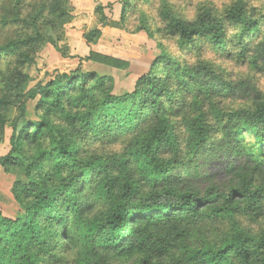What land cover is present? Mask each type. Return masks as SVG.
I'll return each mask as SVG.
<instances>
[{
  "label": "trees",
  "instance_id": "16d2710c",
  "mask_svg": "<svg viewBox=\"0 0 264 264\" xmlns=\"http://www.w3.org/2000/svg\"><path fill=\"white\" fill-rule=\"evenodd\" d=\"M136 1H120L118 22L105 15L111 4L96 5L93 15L101 27L127 34H164L180 50L205 41L264 75V14L248 0L221 10L201 4L189 21L162 7L155 32L142 13L137 24L129 21ZM73 19L69 0H0V144L7 146L0 167L14 178L18 207L15 217L0 211V264H46L56 249L76 252V264L135 255L137 264H264V229L251 234L237 220L264 214V94L251 78L233 80L210 62L175 58L159 41L160 55L129 93L113 94L112 77L79 66L30 88L28 70L44 46L73 57L64 44ZM103 36L92 28L82 40L96 45ZM79 60L127 66L94 51ZM221 100L249 104L219 109ZM173 118L184 131L180 150ZM126 138L120 152L93 149ZM214 163L226 179L220 186ZM91 201L102 205L99 212ZM214 221L226 227L221 243L193 250L189 234Z\"/></svg>",
  "mask_w": 264,
  "mask_h": 264
},
{
  "label": "rangeland",
  "instance_id": "374dc122",
  "mask_svg": "<svg viewBox=\"0 0 264 264\" xmlns=\"http://www.w3.org/2000/svg\"><path fill=\"white\" fill-rule=\"evenodd\" d=\"M81 0H69L70 5L74 8H79L78 3ZM94 0H90L93 2ZM232 0H149L148 3L143 0H137L135 7L130 10L129 21L137 24L142 13L146 17L148 26L155 32L156 28L162 26L161 11L162 7H169L174 14L182 17L185 20H192L196 15L197 7L204 3H210L214 8L221 10L224 6L229 4ZM95 2V1H94ZM249 5L256 7L258 10H262L264 14V0H248ZM97 3L93 7L91 12L78 11L77 20L71 23H76L73 27L69 24L66 25V41L64 42L70 49V54H74L72 58H62L60 54L50 45L44 46L35 57L34 64L29 68L28 72L32 78V82L29 87H33L38 83H44L48 81L55 72L68 73L78 66L82 73L95 72L101 76H110L114 80L113 94L123 95L133 90L135 81L142 75H145L151 63L156 57L160 55V49L157 47V42H161L169 55L185 60L188 63H194L196 61H207L212 63L219 70L224 72L228 78L233 80L251 78L253 83L257 87V90L264 94V75L254 74L246 65H239L233 60L227 58L225 55L214 52L212 47L200 41L196 47L189 50H180L176 47L174 40L170 37H166L164 34H155V39L148 38L143 32L138 34L119 33V35H111L105 33L95 45L96 50L102 54H109L113 58L122 60L127 63V66L122 69H116L109 66L80 61L79 58L86 56L87 52L84 47H80L76 41H79V36L82 31L87 32L86 26L92 24L91 20L92 12ZM76 12H74L75 14ZM95 18V17H94ZM92 26V25H91ZM91 28V27H90ZM70 34V35H69ZM261 37H264V27L261 31ZM157 40V41H156ZM72 42V46L69 44ZM87 46V45H86ZM94 46V45H93ZM89 47V46H88ZM73 48V50L71 49ZM232 50L231 47L228 48ZM72 56V55H71ZM36 101L30 102L29 107L34 106ZM249 102L245 100H221L218 104L219 109H232L239 106H246ZM208 107H206V110ZM29 119L35 120V117L30 112ZM212 128L216 127V124L211 116L207 119ZM173 127L172 134L174 143L180 148L184 146V131L179 123V119H172ZM212 133V136H215ZM133 136V135H129ZM130 141V138H126L124 141L111 146L110 144H104L103 142H97L93 149L99 150V152L115 153L120 152L125 145ZM7 146L0 144V156L5 153ZM169 158V155H166ZM210 172L213 174V183L222 185L225 182L224 173L221 165L214 163L211 165ZM138 179V177H135ZM14 178L5 175L0 167V211L10 217H15L18 214V207L10 193L11 184ZM139 187L141 190L144 188V184L140 181ZM207 185L201 186V189L207 188ZM96 205L97 201H91ZM102 208L101 204L95 206V212H99ZM237 220L240 225L251 234L260 232L264 229V214L258 218L257 221L251 222L243 215H238ZM219 221L207 222L200 224L197 231H193L186 239V243L196 250L206 244L219 245L225 235V226L220 224ZM58 248V247H57ZM56 259L49 258L46 260V264H76L77 256L76 252L66 251L62 249L55 250ZM139 255H135L132 258L127 259H111V264H137L140 259ZM138 259V260H137Z\"/></svg>",
  "mask_w": 264,
  "mask_h": 264
},
{
  "label": "crops",
  "instance_id": "0c3cea01",
  "mask_svg": "<svg viewBox=\"0 0 264 264\" xmlns=\"http://www.w3.org/2000/svg\"><path fill=\"white\" fill-rule=\"evenodd\" d=\"M94 1L97 3V5L100 4L101 6H103L105 8L107 7L108 4H111L112 5V9L111 10L105 9V11H104L105 12V15L111 21H114V22H118L119 21L120 12H121V6H120V1L121 0H94ZM94 1L93 2H90V0H81V1H79V3H78V7L79 8L78 9L75 8V10H74V12H76L74 14L75 17H77L78 11H84L82 9H85V8H86V11L91 12L92 9H93V7L95 6V2ZM92 16H93V12H92ZM76 20L77 19L74 18L73 21H76ZM91 21H92L91 22L92 23L91 24L92 26L90 24H88V26H86L87 27L86 30H90L92 28H99L102 31L103 35L105 33H108V34H111V35H119V33H121V32L124 33V31H121L119 29H115V28H111V27H101L97 23V21H96V19L94 17H92V20ZM74 25H76V23L75 24L74 23H70L69 24L70 27H73ZM83 33H85V31H82L80 33L81 35L79 36V41H76V43H78L80 47H84V49H86V51H87V52H85V53H87L86 55H88L89 51H94V52L100 53L95 48L97 45L96 46L95 45L94 46L93 45H90L88 47V46H86L84 44V42L82 40V34ZM66 35H68V33ZM69 45L72 46L73 45L72 42ZM71 49L73 50V48H71ZM71 55L73 56L74 54L72 53ZM104 55H109V54H104Z\"/></svg>",
  "mask_w": 264,
  "mask_h": 264
}]
</instances>
